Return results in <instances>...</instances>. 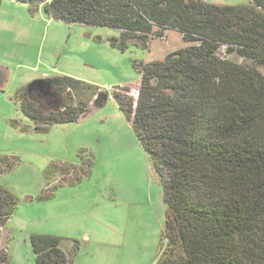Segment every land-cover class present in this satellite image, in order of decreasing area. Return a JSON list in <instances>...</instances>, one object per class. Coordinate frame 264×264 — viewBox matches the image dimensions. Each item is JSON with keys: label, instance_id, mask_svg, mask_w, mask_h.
I'll list each match as a JSON object with an SVG mask.
<instances>
[{"label": "trees", "instance_id": "obj_1", "mask_svg": "<svg viewBox=\"0 0 264 264\" xmlns=\"http://www.w3.org/2000/svg\"><path fill=\"white\" fill-rule=\"evenodd\" d=\"M65 24L119 31L113 48H147L176 31L185 43L164 60L137 61L135 86L112 98L163 180L165 245L158 264H264V0H13ZM238 54L236 64L220 57ZM109 93L70 76L21 86L13 101L37 133L80 121ZM16 128L21 127L12 121ZM17 159L0 157V176ZM53 194H42L46 202ZM19 200L0 189V229ZM61 237L32 234L36 264H72ZM77 249V247L75 246ZM75 249V250H76ZM0 264H8L1 251Z\"/></svg>", "mask_w": 264, "mask_h": 264}, {"label": "rangeland", "instance_id": "obj_2", "mask_svg": "<svg viewBox=\"0 0 264 264\" xmlns=\"http://www.w3.org/2000/svg\"><path fill=\"white\" fill-rule=\"evenodd\" d=\"M203 1L247 6L253 0ZM119 37L114 29L65 24L43 13L34 17L28 5L0 0V157L17 159L0 176V189L19 200L0 229V255L6 253L8 264H36L32 234L63 238L72 264H158L165 245L163 180L112 93L140 81L135 62L164 60L193 44L168 31L147 48L130 44L120 51L110 44ZM218 55L246 63L238 54L227 56L225 47ZM43 75L94 84L110 99L78 122L37 133L13 98ZM42 194L53 198L42 202Z\"/></svg>", "mask_w": 264, "mask_h": 264}, {"label": "crops", "instance_id": "obj_3", "mask_svg": "<svg viewBox=\"0 0 264 264\" xmlns=\"http://www.w3.org/2000/svg\"><path fill=\"white\" fill-rule=\"evenodd\" d=\"M26 5H28V6L30 7L29 4H26ZM40 13H43V14L45 15V17H48L50 20H53L52 18H50V17L44 12V10H43L42 7H40L38 13H36V15H34V17L37 16V14H40ZM173 32H174V31H173ZM183 48H184V47H183ZM158 61H161V60H158ZM38 77H39V76H38ZM38 77H37V78H38ZM40 79H44V75H43ZM40 79L38 78V79H35V80H33V81H30V82L27 81L28 83H26V84H24V85L31 84V83H33V82H35V81H37V80H40Z\"/></svg>", "mask_w": 264, "mask_h": 264}, {"label": "built area", "instance_id": "obj_4", "mask_svg": "<svg viewBox=\"0 0 264 264\" xmlns=\"http://www.w3.org/2000/svg\"><path fill=\"white\" fill-rule=\"evenodd\" d=\"M187 1H190V0H187Z\"/></svg>", "mask_w": 264, "mask_h": 264}]
</instances>
